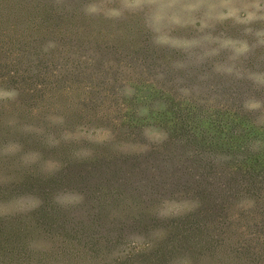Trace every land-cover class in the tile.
<instances>
[{
	"label": "rangeland",
	"instance_id": "rangeland-1",
	"mask_svg": "<svg viewBox=\"0 0 264 264\" xmlns=\"http://www.w3.org/2000/svg\"><path fill=\"white\" fill-rule=\"evenodd\" d=\"M64 26L75 40L64 68L98 87L106 107L81 112L49 99L37 131L77 152L143 157L86 171L91 185L123 183L132 198L153 184L146 195L175 217L210 212L211 197L229 196L226 184L242 172L243 196L230 200L264 205V0H0L1 36L59 37ZM10 97L0 90V101ZM78 195L60 190L56 200L73 205ZM141 235L132 232L125 249Z\"/></svg>",
	"mask_w": 264,
	"mask_h": 264
},
{
	"label": "trees",
	"instance_id": "trees-1",
	"mask_svg": "<svg viewBox=\"0 0 264 264\" xmlns=\"http://www.w3.org/2000/svg\"><path fill=\"white\" fill-rule=\"evenodd\" d=\"M62 28L59 37L0 35V90L11 94L0 101V264H264V205L256 197L248 210L232 203L243 196L238 187L244 173L231 175L224 189L229 196L218 191L211 197L210 212L200 207L164 217L159 199L146 195L156 193L153 184L131 198L123 183L91 185L86 172L140 160V154L77 152L71 141L56 143V133L44 138L37 131L49 115L42 112L49 99L81 112L106 107L98 87L87 88L75 71L64 68L71 60L67 44L75 40ZM29 122L34 131L21 133ZM172 160L180 161L177 155ZM204 170L194 168L195 174ZM221 176L217 183L225 182ZM249 184L247 192L256 194ZM65 189L79 192L75 204L57 203V193ZM132 232L143 239L127 251Z\"/></svg>",
	"mask_w": 264,
	"mask_h": 264
}]
</instances>
